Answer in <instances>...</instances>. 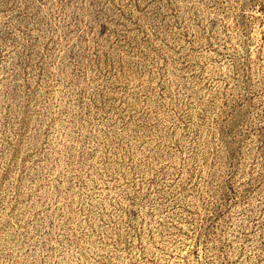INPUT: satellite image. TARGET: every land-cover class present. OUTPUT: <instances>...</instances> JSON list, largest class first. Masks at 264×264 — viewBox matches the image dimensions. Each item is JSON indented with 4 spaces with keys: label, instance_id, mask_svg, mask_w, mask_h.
I'll return each instance as SVG.
<instances>
[{
    "label": "rangeland",
    "instance_id": "374dc122",
    "mask_svg": "<svg viewBox=\"0 0 264 264\" xmlns=\"http://www.w3.org/2000/svg\"><path fill=\"white\" fill-rule=\"evenodd\" d=\"M0 264H264V0H0Z\"/></svg>",
    "mask_w": 264,
    "mask_h": 264
}]
</instances>
